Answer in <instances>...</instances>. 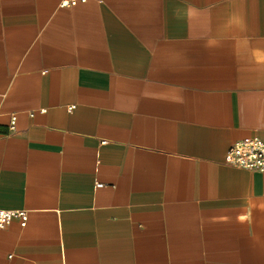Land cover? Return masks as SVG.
I'll return each mask as SVG.
<instances>
[{"label": "crops", "instance_id": "0c3cea01", "mask_svg": "<svg viewBox=\"0 0 264 264\" xmlns=\"http://www.w3.org/2000/svg\"><path fill=\"white\" fill-rule=\"evenodd\" d=\"M60 1L0 0V264H264V0Z\"/></svg>", "mask_w": 264, "mask_h": 264}, {"label": "built area", "instance_id": "2783aa9c", "mask_svg": "<svg viewBox=\"0 0 264 264\" xmlns=\"http://www.w3.org/2000/svg\"><path fill=\"white\" fill-rule=\"evenodd\" d=\"M87 0H61L60 7H73ZM14 129V117H11L9 131ZM224 163L227 166L247 171H264V144L257 138H245L229 146L225 153ZM12 218L21 220L24 226L26 220L25 211L0 210V227L9 223Z\"/></svg>", "mask_w": 264, "mask_h": 264}]
</instances>
